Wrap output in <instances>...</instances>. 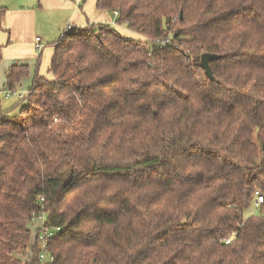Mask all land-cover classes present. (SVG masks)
I'll list each match as a JSON object with an SVG mask.
<instances>
[{"label": "trees", "instance_id": "1", "mask_svg": "<svg viewBox=\"0 0 264 264\" xmlns=\"http://www.w3.org/2000/svg\"><path fill=\"white\" fill-rule=\"evenodd\" d=\"M96 8L139 38L71 27L0 112V264H37L34 211L59 227L47 264H264V0Z\"/></svg>", "mask_w": 264, "mask_h": 264}, {"label": "crops", "instance_id": "2", "mask_svg": "<svg viewBox=\"0 0 264 264\" xmlns=\"http://www.w3.org/2000/svg\"><path fill=\"white\" fill-rule=\"evenodd\" d=\"M0 6L5 8L0 23V78L3 74L4 86L5 72L12 64H26L31 73H34L41 60L44 59L46 64L50 62L53 53L50 44L59 38L67 24L83 27L88 24L109 23L117 29L134 33L114 23V12L97 9L96 0H0ZM35 37H39L44 45L41 51L35 49ZM41 73L40 75L48 77L42 71ZM4 86L0 88V102L1 99L13 96L19 99L17 95L24 93L13 88L11 94L6 96L4 91L8 89ZM1 105L0 103V112ZM20 264H25V261L22 260Z\"/></svg>", "mask_w": 264, "mask_h": 264}, {"label": "rangeland", "instance_id": "3", "mask_svg": "<svg viewBox=\"0 0 264 264\" xmlns=\"http://www.w3.org/2000/svg\"><path fill=\"white\" fill-rule=\"evenodd\" d=\"M131 31V30H130ZM119 33L123 36V37H131L132 39H138L139 36L135 35V33H131L129 32L128 30L126 29H119ZM129 34V35H128ZM49 62L46 64L45 63V60H41V62L39 63L38 65V73L39 74H42L41 71L44 73L43 75H48L50 76V73L48 74L47 72V66H48ZM32 77H33V73H31L30 71V68H29V74L23 78L18 84H16L14 86V88L18 89L19 91H24V93L22 94H19L17 95V97H19L20 99L23 97V95L27 92V90L30 88L31 86V80H32ZM28 78H30L29 80H27ZM4 86V75L2 74L1 75V78H0V88H2ZM6 87V86H4ZM18 94V93H17ZM21 100H19L18 98H16V96H13L9 99H1V112H17L19 110V106H20V102ZM256 200V199H255ZM255 200L253 203H255ZM256 203L254 204V206L252 205L251 208H248L246 209L244 212H243V216L244 218L248 217L250 214H257V207H256ZM258 210V209H257ZM37 211H34L32 213V218H31V222H33V226H32V232L33 234L36 233V239H37V233L39 231V226L41 225L42 223V220L41 218H37L39 217L40 215L38 213H35ZM35 214V215H33ZM41 215L43 216L44 220L45 219V215L43 213H41ZM34 225L36 226V230H34ZM59 229H55L54 232H53V236L56 234V232L58 231ZM234 235V234H233ZM232 236V235H231ZM230 236V237H231ZM234 238V237H233ZM37 246H38V254H37V264H40V259H39V253H40V250H39V243L37 241ZM48 246V245H47ZM49 251V250H48ZM28 256V255H27ZM48 256V255H47ZM50 256H48V258L46 257V262L45 264L47 263H51L53 259H49Z\"/></svg>", "mask_w": 264, "mask_h": 264}, {"label": "built area", "instance_id": "4", "mask_svg": "<svg viewBox=\"0 0 264 264\" xmlns=\"http://www.w3.org/2000/svg\"><path fill=\"white\" fill-rule=\"evenodd\" d=\"M114 14L116 16L117 15V12L114 11ZM71 27L72 26L70 24H67L66 27L61 32V34H63L66 31H68ZM167 41H168V39L161 40V44L163 45ZM34 43H35V49L37 51H41L42 48L44 47V45L40 42V38L39 37H35L34 38ZM4 92H5V95L8 96L9 94H11L12 91L11 90H5ZM39 199L40 200H43L41 197ZM261 201H262V197L258 195L256 197V200H255V203L257 205L256 206L257 208H258V205L260 204ZM255 203H253V206H254ZM256 211H257V209H256ZM35 213H37V212H35ZM33 215H35V214H33ZM37 218L43 219L41 225L39 226V231L37 233V241L39 243V250H40V253H39L40 264H45L46 257L48 258V256H47V252H48L47 242H48L49 238H51L53 236L54 230L55 229H59V227H51V226L45 225V220H44V218H43L42 215H40ZM233 237H234V235H232L231 237H229L226 240V243H229L233 239Z\"/></svg>", "mask_w": 264, "mask_h": 264}, {"label": "water", "instance_id": "5", "mask_svg": "<svg viewBox=\"0 0 264 264\" xmlns=\"http://www.w3.org/2000/svg\"><path fill=\"white\" fill-rule=\"evenodd\" d=\"M220 56L214 53H208V52H204L201 54L200 56V60H199V65L200 67L203 69L205 75L212 79L213 75H212V70L210 67V61L219 58ZM263 149H264V141H263Z\"/></svg>", "mask_w": 264, "mask_h": 264}]
</instances>
